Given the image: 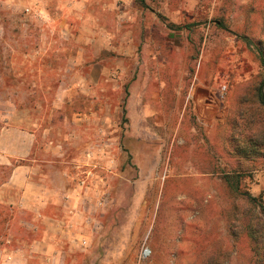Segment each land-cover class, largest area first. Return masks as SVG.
Returning a JSON list of instances; mask_svg holds the SVG:
<instances>
[{
  "label": "rangeland",
  "instance_id": "374dc122",
  "mask_svg": "<svg viewBox=\"0 0 264 264\" xmlns=\"http://www.w3.org/2000/svg\"><path fill=\"white\" fill-rule=\"evenodd\" d=\"M161 1L0 0V130L36 135L30 160L0 165V264L9 252L12 264H252L251 226L264 223V108L263 68L251 61L260 60L264 0L218 2L220 31L188 34L190 67L176 30L171 50L157 24L161 46L144 33L139 42L128 12L139 23ZM245 46L250 58L239 59ZM212 51L221 78L231 76L213 151L198 121L168 112L166 100L171 76L195 73ZM19 164L48 200L42 215L3 185Z\"/></svg>",
  "mask_w": 264,
  "mask_h": 264
},
{
  "label": "crops",
  "instance_id": "0c3cea01",
  "mask_svg": "<svg viewBox=\"0 0 264 264\" xmlns=\"http://www.w3.org/2000/svg\"><path fill=\"white\" fill-rule=\"evenodd\" d=\"M220 1L221 0H162L158 10H140L139 13L141 16L139 23H137L138 11H129L128 15L131 12L130 18H132V26H134L137 35H139V42H143L142 33H144L145 42L157 44L158 47L161 46V42L155 41L152 34V28L155 24L161 26L163 29L162 32L164 34L162 32L161 34L165 37L163 38L164 40L161 41L164 42L165 50H171L174 46L177 47L179 45V43L174 40L175 30L185 35L187 38L184 39L183 44L188 47L187 62L190 67L194 64L192 63L193 38H188V34L191 30L196 31V34L199 32L200 34L211 33L212 35H214L215 31H220L221 26L214 25V19L221 9L220 6L217 5ZM134 6L135 5H133V7ZM142 15L149 20L148 24L143 25ZM159 17L164 21H161ZM200 17L203 18V24L200 26L197 24L189 26L188 28L186 27L187 25L193 24L195 21H201V19H198ZM199 40L200 39L197 38L194 42L199 43ZM207 41L208 39H203V47ZM209 41L212 42V45L215 44L214 37L210 38ZM248 51L246 46L244 48L242 47L240 49L241 53L237 54V56H239L238 58H250ZM260 64L261 62L259 59H257L256 63L251 61L253 69L257 66L259 67ZM221 71V62L218 54L215 55L214 51H212V53L204 56L202 52L195 73L188 69V72L181 76L180 79L171 76L172 79L166 87L171 93L169 96L166 92V100L168 104L170 103V110H168V112H171L173 115L182 113L184 116L186 114L190 122H195L193 120L196 119L198 121L196 124L204 130L203 136L207 139L205 144L208 147H212V151L215 144V137L219 136L222 124H225V126L227 125V119L224 114L226 102L221 101V84L222 82H224V84L228 82L231 76H228V80H223L221 78ZM251 77L250 79H246L245 82H253L256 77ZM235 82V86H238L242 81ZM145 109L146 110L143 111L144 113H151L153 111L151 107H146ZM35 146V133L24 128L12 126L4 127L0 130V165L8 166L12 164L14 159L24 161L30 160L32 156H34ZM213 159L214 153L212 152L211 160ZM11 169L8 180L3 183L4 187L8 186L20 189V198L18 202L23 204L21 207L24 206V208L33 210V212L42 215V211L44 206H47L48 200L42 198V192L32 184L34 180L31 175L32 172L30 171L31 167L28 164H19ZM22 223L29 224L26 220H23ZM16 225H18V222H16ZM11 255L12 252L4 254L6 257L4 264H12L9 260L11 259Z\"/></svg>",
  "mask_w": 264,
  "mask_h": 264
},
{
  "label": "trees",
  "instance_id": "16d2710c",
  "mask_svg": "<svg viewBox=\"0 0 264 264\" xmlns=\"http://www.w3.org/2000/svg\"><path fill=\"white\" fill-rule=\"evenodd\" d=\"M190 25H187L186 27L188 28ZM181 28V27H178ZM257 47L259 48V58L260 62L263 68V72L261 73L262 75V81L259 84V86L256 88V100L258 104L264 108V41H261V43L257 44ZM250 82H247L249 84ZM235 123H233V127H235ZM237 125V124H236ZM262 139H264V126H263V131H260ZM258 134V135H259ZM258 139H255L253 142L252 139H250V146L249 143L246 145L248 148H243L244 153L250 154L252 152L253 147H256ZM226 180L230 185H233L232 180L230 179V175H225ZM238 187V185H237ZM256 200V197H255ZM261 207V218H264V205L260 204ZM260 226V227H259ZM263 229V231H262ZM251 236H252V241H253V251L255 253L252 264H264V223H257L256 227L251 226Z\"/></svg>",
  "mask_w": 264,
  "mask_h": 264
},
{
  "label": "built area",
  "instance_id": "2783aa9c",
  "mask_svg": "<svg viewBox=\"0 0 264 264\" xmlns=\"http://www.w3.org/2000/svg\"><path fill=\"white\" fill-rule=\"evenodd\" d=\"M227 88V83H225L224 85H222V89H226ZM221 97L223 98L224 96H223V94H222V92H221Z\"/></svg>",
  "mask_w": 264,
  "mask_h": 264
}]
</instances>
